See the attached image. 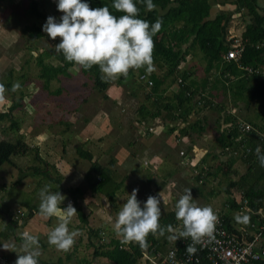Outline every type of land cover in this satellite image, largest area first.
Instances as JSON below:
<instances>
[{"label": "trees", "instance_id": "1", "mask_svg": "<svg viewBox=\"0 0 264 264\" xmlns=\"http://www.w3.org/2000/svg\"><path fill=\"white\" fill-rule=\"evenodd\" d=\"M217 4L224 5L229 1L236 7V13L239 14L245 23V29L241 35L242 52L237 60H226L225 55L229 50L226 44L224 33L226 15L218 13L215 17H211V4L209 0H153L156 7L153 10H148L146 3H140L137 0V6L140 9L138 18L148 21L150 24L155 23L157 19L162 21L161 30L154 37V71L148 74L145 68L139 70H131L128 77H120L116 80V86L122 87L130 80H134L131 93L135 95L142 94L145 101H149L151 105L142 104L139 106L138 118L140 121L148 119L154 120L160 118L161 123L178 124L181 128L178 130L177 138L188 137L189 131L198 129L204 130L201 120L195 122L189 121L191 110L194 109L192 104H195V98L202 92L207 90V94L218 89L221 85L223 93H229L234 105L236 102H242L247 107L255 102L260 107L259 120L264 122V7L260 6L259 0H213ZM93 9L98 7H109L113 15L119 17L124 13L115 10L112 7L113 0H85ZM60 11L55 9L52 15L55 17ZM31 17L37 20L47 22L49 16L42 13L38 8V2L31 0L28 10L26 11ZM61 16L55 18L60 21ZM246 20V21H245ZM23 33L35 40L43 38L47 33L35 24L25 26ZM58 42L57 44H59ZM198 49L202 53V58L205 62L204 71L207 76L202 80L200 85L190 80L193 74L181 71L179 68L185 62L186 57L193 49ZM53 58V62H46V59ZM36 66L39 68L38 78L42 80V87L47 91L52 81H57L59 77H69L70 70L74 67L79 68L81 74L89 78L93 82V89L102 95L104 100H109L106 95L107 89L111 85V81L104 82L101 80L102 73L99 66H93L89 70L83 69L74 62H68L63 53H57L54 48L48 52H42L36 57ZM249 68L251 71L246 70ZM160 71V72H159ZM144 76L151 84H147L140 79ZM212 78V83L208 82V78ZM7 82L4 84L11 95L12 92V72L7 74ZM20 79H24L22 76ZM177 83L178 89L166 95L168 88L173 83ZM210 83V85H209ZM21 87L23 83H19ZM148 88V89H147ZM19 91V90H18ZM62 92L61 88L56 89L49 94L59 96ZM202 95V94H201ZM24 107L23 96L15 99L6 112H0V121L10 120V129L19 133V125L14 120L13 113L17 109ZM164 111V114L162 112ZM220 111V110H219ZM223 111V110H222ZM221 111V112H222ZM197 112V111H196ZM220 112V113H221ZM222 114V113H221ZM220 117H222L220 115ZM223 124L225 128H221L216 137L214 148L198 162L190 163L193 169L197 172H192V178L195 183L203 182L206 178L215 179L218 173L222 174L227 181V191L229 198L226 206L221 209L220 214L224 219L225 227L232 233L239 236V233L233 230L231 225L230 213L234 210L240 211L246 201L248 215L251 220L256 221L260 216L258 211L264 208V167L260 166L256 155V148L259 146L261 152L264 153V140H262L255 130L247 133H241L233 119L228 114L223 115ZM222 119V118H221ZM221 122V121H220ZM62 123V122H60ZM177 125V126H178ZM68 128L69 124H65ZM259 130L261 126L255 124ZM176 127L168 129L169 133H173ZM15 141L1 140L0 141V168L5 165H15V158H24L34 152V159L39 161V165L31 167L34 175L42 177L44 180L51 183H60L61 178L57 176L53 178L47 166H42V159L37 148H31L25 141L23 136L16 134ZM182 157L186 155V151H182ZM245 163L244 172L236 179L231 177V167L236 162L237 156ZM83 159L90 163L89 170L85 176L89 189L93 193H99L106 196L109 202H115V195L122 185V178L114 171L100 166L96 160L88 153L80 152ZM218 159L219 165L212 166L208 163L209 159ZM29 169L27 170L29 172ZM19 171L26 177L25 170L20 167ZM20 182H16L13 187ZM2 191L5 186L0 185ZM6 189L5 191H7ZM68 194L74 199L73 206L77 210V217L80 223H86V217L81 208L75 203L77 195H81L79 188L63 189L61 186L55 190ZM235 191L236 197L232 196ZM214 193V192H213ZM28 206V205H27ZM143 207V203H141ZM30 209V207H29ZM33 210L29 211L26 216L20 219L9 218V221L3 222L5 227L14 233L19 223L24 218H30ZM161 226L172 225L174 231H182V222L178 221L175 216V211L162 214L160 217ZM263 222L260 224L262 225ZM98 230H89V239L98 236ZM264 233V232H263ZM14 235V234H13ZM170 233H165V236H153L149 234L145 239V244L142 247L139 242L122 243V238L114 239L109 244L94 246V255L96 257H104L115 264H138L144 258V255H156L155 248H170L174 241L167 239ZM6 236V235H4ZM16 240L23 241L22 238ZM200 262L198 264H211L205 256L199 255ZM69 259V258H67ZM159 260V259H158ZM157 260V261H158ZM39 264H64L62 258L56 261L49 259L38 258ZM252 264H264V259L253 262Z\"/></svg>", "mask_w": 264, "mask_h": 264}, {"label": "rangeland", "instance_id": "2", "mask_svg": "<svg viewBox=\"0 0 264 264\" xmlns=\"http://www.w3.org/2000/svg\"><path fill=\"white\" fill-rule=\"evenodd\" d=\"M30 1L31 0H0V83L5 84L7 82V74H9V72H12L13 74V78L11 80L12 83H23L21 89L13 95H11L8 90L6 91L5 99L3 102H0V112H6L10 104L15 99H18L21 95L23 96L24 103V107L22 109H17V111L13 113L14 120H16L19 125V133H16V131L10 129V120L6 119L0 121V141L4 139L8 141H15L17 137L16 134H19L20 136H23L24 141L31 148H37L39 150V155H43L49 152L48 150H45L46 147L43 145H33V143L30 142V139H32L31 137L39 136L41 133H46L47 131L53 133L64 128V125L58 123L59 120L62 122L71 120L77 122L76 124L83 122L84 119H89V122H94V118L97 116L96 114H102L103 112H106L112 114V116H119L122 122L125 121L131 123L137 118L139 106L142 104L151 105L149 101L144 100V96L142 94L134 96L131 93L130 87H132L134 80H130L128 84L126 83L122 87H117L116 80H112L111 85L106 92L111 89H117L116 91H118L119 98L121 99V107L124 109V112L121 113L120 110L116 109L117 103L116 106H114L110 103V101H113L112 99L107 101L104 100L102 95L93 89V82L89 78L83 76L77 67H74L70 70L69 77L61 76L57 81H52L49 85V89L46 91L42 87V80L38 78L39 68L36 66V57L40 53L48 52L51 48H54L57 43L60 42L61 38L57 37L55 40H52L48 35H45L43 38L35 40L23 33L22 30L25 26H31L35 24L36 26H39L43 29V25L46 23V21L37 20L26 13ZM36 1L38 2L39 10L47 16L52 15L55 12V9H57L58 0ZM62 15L63 13L59 12L56 16ZM234 20V23L229 24L232 30H234V34H236L237 30L240 29L242 25H244V21L239 20V18ZM57 22L59 21L57 20ZM227 37H231V33H228ZM190 54L195 55L192 58V63L196 64V73L198 72L197 74L193 72L195 76L193 81L200 85L202 79L204 78L203 74L204 76L206 75V72L204 71L205 62L202 58V53L198 49L192 50ZM46 62L54 63V60L53 58H48L46 59ZM22 76H24V79H20ZM178 82L179 79L176 83H173L169 86L167 94L177 91ZM58 88L62 89L61 95L54 96L49 94L50 91L54 92ZM213 93L215 94L211 93L208 95L206 90L204 93H201L202 95L199 94L194 99L195 104H192L194 109L191 110V114L188 118L190 122L201 120L202 125H204V130L202 133H198L196 129L192 133L194 134V143L201 148H214L217 137V133L214 130H220V123L222 124L221 128L226 127V125L223 124L224 114L231 115L235 120L237 119L234 111H232L233 107L231 106H233V102L229 93H223L220 84L218 85V89L213 91ZM58 104L60 105L58 106ZM75 109H78V112L74 111ZM230 110L232 112L228 113ZM162 114H164V111ZM220 115L222 117H220ZM147 121L149 120H146V122ZM158 121H155V123H157L155 126H163V123ZM147 123L152 124L151 120ZM78 127L79 126L76 125V128ZM157 130L158 129H156L155 132H157ZM111 134L115 136L119 135L115 129L111 131ZM168 134H171L172 136L174 135V137H176L178 133L174 132ZM72 149V145H68L66 160L75 164L74 159L69 158L71 156V152L73 151ZM174 151L176 153V151L178 152V149ZM174 151L169 152L171 159L168 163L169 167L173 166L177 172L175 175L176 179H171L174 180L173 189H169L170 194L172 193V198L174 199H171L170 196L168 197L170 200L166 199L167 201L160 199L161 203H166V206H162L167 210L164 212L161 208V215L173 211V205L177 203L180 196L185 194V191L182 190L184 187H187V189H192L193 198L198 206H211L212 208L221 211V209L224 207L221 198H219L217 202L216 200L219 196L223 195V192H226L225 190L228 189V183L223 178L222 174L218 173L215 179L206 178L203 182L196 184L191 175L192 172L196 174L197 170L195 171L193 166H190V163L186 161L185 163L190 167H187V170H185V166L182 167L180 165L181 159H178V157L176 158L177 155L174 153ZM34 155L35 154L33 152L24 158H15L14 166L5 164L0 168V185L5 186V190L8 189L7 191L4 189L2 191L0 187V247L3 246V244L9 246L15 245V251L19 252L20 254H24L21 248L23 241L16 240V238H22V234L25 231L29 232L30 218L22 219L14 233L11 234V231L5 227L3 217L8 218V220L10 217L12 219H20L23 216L25 217L29 211L33 210V208L39 209L41 202L39 192L45 185H51L52 192L59 191L54 190H56L58 186L61 185V181L57 185L44 180L40 176L34 175L31 167L40 164L35 162L36 160L34 159ZM219 161L218 159L216 160L211 158L208 160V163L212 166H216L219 165ZM88 163L85 162V165L89 166L90 163ZM20 167L25 170L26 177H22L23 174H21L19 171ZM29 167L30 170L28 172L27 170ZM80 168L83 169L84 166H81ZM49 170L51 171L53 178H56L57 176H59L61 180L65 178H63L62 175H59L58 169L50 168ZM244 170L245 163H243V160L238 159V161H236L231 167L232 179L236 180L244 172ZM147 177V175L145 176L143 174H137L131 179L129 183H127L126 187L123 185V188L125 187L126 191L122 195L123 197L120 196V210L122 209L123 204L129 198V194H131L133 189L136 188L139 190L137 199L141 203L146 202L147 198L149 197V195H147L148 191L146 189L148 186H145ZM18 180H20V182L14 188L13 185L18 182ZM66 182L70 186L79 187L83 192H85L84 190H87L86 192L89 191L86 188L87 182L84 177L79 178L78 176H69ZM180 189L182 192H184L183 194H181L179 191ZM163 192L164 193L162 194L165 196L168 192V189L165 188ZM61 194L66 198L68 196L67 194H64V192H61ZM118 195L119 194H117V196ZM77 196L78 198L82 197V195ZM79 201L81 204L82 200L79 199ZM69 203H71L70 200H68V204ZM4 205H6L7 208H3L5 207ZM114 205L119 208V204L116 202L111 206L114 207ZM120 210L118 209L117 212L112 211L111 214L117 215ZM84 211L87 213L85 209ZM20 212L24 213L23 216L20 215ZM73 217H75V215ZM112 226L115 228L114 224H112ZM114 228L110 229L111 232H113L112 235L110 234V237L112 236L119 239L122 238L121 236H118L116 233H114ZM45 247L46 249L39 248L41 253L39 257L53 261H56L59 257H64L65 251L58 250L55 246L49 245L48 242L46 243ZM15 251L7 252L0 248V254L4 255V257L0 255L3 259L0 264H15L18 256V253ZM69 252H71V250ZM74 257L75 255H72L71 258L74 259ZM140 261L141 263L143 262L142 264H153L149 261Z\"/></svg>", "mask_w": 264, "mask_h": 264}, {"label": "crops", "instance_id": "3", "mask_svg": "<svg viewBox=\"0 0 264 264\" xmlns=\"http://www.w3.org/2000/svg\"><path fill=\"white\" fill-rule=\"evenodd\" d=\"M209 3L211 4V17H215L218 13L226 15L227 20L225 23L224 38L227 39V34L231 33V36L241 39V35L245 29V23L244 25H242V27H240V29L237 30L236 34H234V30H232L229 24L234 23V19L239 18V20H243L241 17H239V14L236 13V7L233 4H230L229 1L224 5H221L220 3L217 4L213 0H209ZM259 3L261 7H264V0H259ZM193 50H197V48ZM194 56L195 55H191L189 53V55L186 57L185 62L181 64L179 69L190 74H193V72L197 74L198 72L196 73L197 70L195 68L196 64L192 63V58ZM262 73L264 74V71ZM203 77V79H205L207 75L204 76L203 74ZM194 78L195 76L193 74L190 80H194ZM208 81L212 83V78L209 77ZM116 90L111 89L106 92V95L109 99L113 100L110 101V103L114 106H116L117 103L116 109L120 110V112L123 113L124 109L121 107V99L119 98V93ZM167 93L166 95H169ZM212 94L215 93H213L212 91ZM59 105L60 104H58V106ZM235 106V108H232V111H234L237 118L235 122L241 121L250 125L251 130L256 129L255 132L262 140H264V122H261L259 120L258 113L260 111V107L258 106V104L253 102L249 107H247L242 102H236ZM74 111L78 112V109H75ZM232 111L230 110L228 111V113H231ZM96 115L97 116L94 118V122H89V119H84L83 122H79V124H76L77 122L71 120L64 122L59 120V124L64 126L65 124H69V127L67 128L65 126L59 131L53 133L47 131L46 133H41L39 136L31 137L32 139H30V142H32L33 145H43L44 147H46L45 150L49 151L43 155L40 154V158L42 159L41 165H46V169L48 170L50 168L58 169L59 175H62L63 178L65 177L61 180L60 183V186L63 189L79 188L77 186H70L67 184L66 181L69 176H78L79 178H85V176L87 175V172L89 170L88 167H90V164L88 163V161L81 157L80 152H86L90 154L92 156V159L96 160L100 166L116 172L118 176L122 178L123 183L120 189L117 191L115 197V202L119 204V208H117L115 205L114 207H112L111 205L115 202L110 203L106 196L99 193H92L90 191L91 189H89L88 183H86V188L89 191L86 192L87 190H84L86 193L81 191V198H78L77 196L75 203L81 208L82 212L84 213L86 217V223H80L76 214L75 217L71 218L68 227L70 231L74 230L79 234L75 237V243L70 249L71 252H69L70 250L65 251L64 257L62 256L64 259L62 257H59L63 259L64 264H115L114 262L104 257H96L94 255V246L98 247L99 244H109V242L113 240L112 238L119 239L112 236L110 237V234H113L110 229L114 228L112 224L115 225V221L118 215H112L111 213L112 211L117 212L118 209L120 210L119 201L126 191L125 187L127 183H129L131 179L137 174H143L145 176L147 175L148 177L146 178L147 181L145 184V186H148L146 187L148 191L147 195L156 196L163 201H167L166 199H168L169 196L171 199H174L172 198V193L170 194V190H172L174 186V180L171 179H176L175 175L177 174V172L173 166L169 167L168 163L171 159L169 152L178 149V152L176 151L175 153L174 151V153L177 155L176 158L178 157V159H181L180 165L182 167L185 166V170H187V167L190 166L187 165L185 161L188 163L198 162L205 156V154L212 150L211 147L201 148L194 143L195 139L194 134H192L193 131L196 129L198 133L203 132L202 129H198L197 127L194 130L189 131V138L185 137L179 140L177 137H174V135L172 136L171 134H168V129L175 126L176 129L174 132L177 133L181 126L177 123H167L166 125L163 124V126L161 125L159 127L155 126L157 124L155 123V121L159 120L158 122H161V118L151 120L152 124H150L147 123L150 121V119H148L149 121L147 122L140 121L138 118L139 116L137 115V118L135 120H133L131 123H128L125 121L122 122L119 116H112V114L110 113L103 112L102 114L98 113ZM255 124L260 125L262 130L256 128ZM76 125H78L79 127L76 128ZM150 125H153L154 127ZM202 126L204 127V125ZM113 129L118 132V136L111 134V131ZM149 129H151L152 131L149 132ZM156 129H158L157 132H155ZM214 131L218 136L219 131H216V129ZM70 144L73 147V151L71 152V156L69 158L74 159L75 164L70 163L66 160L68 145ZM182 151H186V155L183 157ZM237 155L239 154H234V156ZM238 158L239 156H237L236 161H238ZM35 162L39 163V161L37 160ZM85 162H87L89 166H86ZM143 162H148V165H144ZM81 166H84V168L87 169H82L80 168ZM123 185H125L124 188ZM165 188L168 189V192L165 195L166 197L162 194L164 193L163 190H165ZM185 189H187V187H184L182 190L185 191ZM182 190H179L181 194L184 193L182 192ZM225 191L226 192H223V195L219 196L216 200L217 202L219 198H221L223 206H226L227 200L229 198V192L227 190ZM117 194L119 195L117 196ZM232 196L236 197L235 191L232 192ZM79 199L82 200L81 204ZM68 200H70L71 204H73L74 199H72L68 195L61 204V209L67 207ZM162 205L166 206V203L162 202L161 208L164 212L167 211L166 208ZM175 205L176 204L173 205V211H176ZM4 206L5 207L3 208H7L6 205ZM84 209L87 213H85ZM259 211H261L260 213H258L260 217L257 218L256 221L251 220L248 212H246L242 207L239 212L236 210L232 211L230 213V218L233 230L238 233H245L246 239L251 240L253 236L258 233L257 228H260V224L263 222L262 219L264 217V208L260 209ZM62 218H67L63 210H61L58 216L43 217L39 214L38 208H33V213L30 217L29 232L30 234L38 237L41 249H46L45 246L48 242V233L57 226L60 219ZM89 230H98V236H93L89 239ZM261 244L264 247V233L262 234ZM0 248L3 249V246H1ZM168 249V247L155 248L154 250H157V254L149 255L148 259L143 258L142 261H149L150 263L154 264L166 253ZM3 251L6 250L3 249ZM72 255H75L74 259L71 258ZM1 256L4 257V255ZM142 263L141 261H139L138 264Z\"/></svg>", "mask_w": 264, "mask_h": 264}, {"label": "clouds", "instance_id": "4", "mask_svg": "<svg viewBox=\"0 0 264 264\" xmlns=\"http://www.w3.org/2000/svg\"><path fill=\"white\" fill-rule=\"evenodd\" d=\"M146 3L148 10L156 5L153 0H139ZM112 7L124 13L117 17L109 7L93 9L85 0H58L57 9L62 12L60 21L49 16L43 25V31L55 40L61 38L55 46L57 53H63L68 62H74L85 70L99 66L101 80L104 82L117 80L121 76L125 79L131 70L145 68L148 74L154 69V37L161 30L162 21L155 23L138 18L140 9L137 0H113ZM21 89L18 82L13 83L11 91ZM7 89L0 83V102L5 99ZM256 155L260 166L264 167V153L256 148ZM138 189H133L129 198L123 204L115 221V232L122 236V243L139 242L143 247L146 237L165 236L176 241L191 238L192 244L186 246V251L192 254L196 251L194 245L202 242L205 237H211L216 223L217 214L211 206H198L195 202L192 189H185L175 208V216L182 222L183 230L174 231L172 225L161 226V200L156 196H149L141 207L137 199ZM39 214L43 217L58 216L63 210L67 218L60 219L57 226L48 233L49 245L58 250L68 251L75 243L77 231H70L68 225L71 218L77 213L76 208L69 203L61 209L66 199L60 191L52 192L51 185H45L39 192ZM21 245L24 254L15 251V245L3 244L6 251L18 253L15 264H39L40 244L37 236L25 231L22 234Z\"/></svg>", "mask_w": 264, "mask_h": 264}, {"label": "built area", "instance_id": "5", "mask_svg": "<svg viewBox=\"0 0 264 264\" xmlns=\"http://www.w3.org/2000/svg\"><path fill=\"white\" fill-rule=\"evenodd\" d=\"M229 50L225 58L227 60H237L240 56L243 46L241 39L231 36L226 40ZM246 70L251 71L249 68ZM140 79L147 84H151L144 76ZM241 133H247L251 130V126L241 122H236ZM152 131L149 129V132ZM148 165V162H144ZM201 182V181H200ZM246 212V201L242 207ZM217 214L218 221L211 237H205L202 242L194 245L196 251L189 254L186 251V246L192 244L191 238L176 240L166 253L159 258L154 264H198L200 262L199 255H204L206 260L211 264H252L253 262L264 259V247L261 244L262 234L264 232V217L263 224L257 228L258 233L251 240L246 239L245 233H240L239 236L229 231L224 224V219L219 210L213 208ZM261 211H258L260 213ZM145 259L149 256L144 255ZM3 259L0 256V262Z\"/></svg>", "mask_w": 264, "mask_h": 264}, {"label": "water", "instance_id": "6", "mask_svg": "<svg viewBox=\"0 0 264 264\" xmlns=\"http://www.w3.org/2000/svg\"><path fill=\"white\" fill-rule=\"evenodd\" d=\"M5 221L8 222L9 221L8 218H5Z\"/></svg>", "mask_w": 264, "mask_h": 264}]
</instances>
